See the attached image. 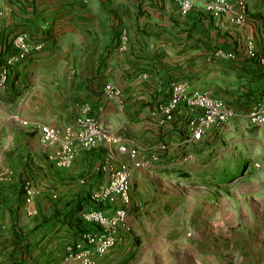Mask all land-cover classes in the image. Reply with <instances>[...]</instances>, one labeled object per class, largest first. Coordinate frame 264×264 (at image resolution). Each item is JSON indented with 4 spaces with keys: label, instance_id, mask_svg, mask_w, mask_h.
Here are the masks:
<instances>
[{
    "label": "crops",
    "instance_id": "crops-1",
    "mask_svg": "<svg viewBox=\"0 0 264 264\" xmlns=\"http://www.w3.org/2000/svg\"><path fill=\"white\" fill-rule=\"evenodd\" d=\"M206 1L193 0L184 14L177 0H0V64L16 53L18 34L40 46L12 66L11 81L0 88V170L6 173L0 180V264H80L68 259V246L90 229L83 214L94 206L91 194L109 180L98 167L109 152L130 162L102 143L80 148L75 163L61 169L38 125H75L89 104L87 114L134 144L169 143L155 168H134L133 181L163 174L205 144L217 148L236 135L234 141L264 131L238 114L224 130L187 142L185 110L171 123H157L153 113L169 99L173 82L210 91L239 113L264 95V64L246 53L248 37L259 51L264 47V0H247L249 19L242 26L208 13ZM107 83L123 90V105L103 95ZM28 188L34 191L30 202ZM133 205L132 198L131 224ZM131 233L97 264L130 253ZM217 258L258 264L256 252L214 249L208 260ZM170 262L215 264L188 247Z\"/></svg>",
    "mask_w": 264,
    "mask_h": 264
},
{
    "label": "rangeland",
    "instance_id": "rangeland-1",
    "mask_svg": "<svg viewBox=\"0 0 264 264\" xmlns=\"http://www.w3.org/2000/svg\"><path fill=\"white\" fill-rule=\"evenodd\" d=\"M234 138L133 181L131 251L105 264H171L184 247L209 263L221 264L208 256L222 249L256 252L264 264V131Z\"/></svg>",
    "mask_w": 264,
    "mask_h": 264
},
{
    "label": "built area",
    "instance_id": "built-area-1",
    "mask_svg": "<svg viewBox=\"0 0 264 264\" xmlns=\"http://www.w3.org/2000/svg\"><path fill=\"white\" fill-rule=\"evenodd\" d=\"M182 12L187 14L195 5L193 0H177ZM205 10L214 17H224L233 25L242 26L248 19L247 0H209L204 3ZM16 53L6 64H0V88H6L12 78V66L25 59L34 48L24 33L18 34L13 41ZM246 53L264 64V47L257 49L253 38L246 39ZM218 54H222L219 51ZM232 55V54H230ZM103 95L124 104L123 90L114 83L103 87ZM90 105L84 106V114L77 118L75 125L56 128L47 123L38 125L43 142L51 147L49 157L61 169L71 167L77 160L80 148L90 150L105 143L116 146L120 154H126L129 161L122 160L109 152L98 171L109 174V180L90 196L93 208L86 210L84 219L95 224V230L84 231L78 241L68 246V259L80 264H97L117 247L126 233L133 230L129 221L130 202L134 168L150 169L162 160L164 152L170 148L167 142L143 148L123 136L111 132L100 120L87 114ZM185 110L187 115L186 141L199 142L208 134L224 130L238 114L249 124L264 125V95L258 99L248 112L239 113L225 100L215 97L210 91L192 89L186 81L172 83L168 100L161 102L153 113L159 125L173 122L177 114ZM27 123V121H25ZM195 159L193 153L187 154L182 162ZM6 173L0 170V180ZM28 201H32L34 191L27 189Z\"/></svg>",
    "mask_w": 264,
    "mask_h": 264
}]
</instances>
